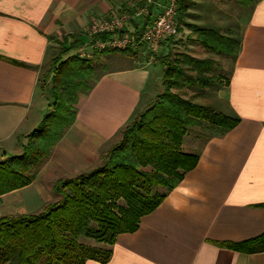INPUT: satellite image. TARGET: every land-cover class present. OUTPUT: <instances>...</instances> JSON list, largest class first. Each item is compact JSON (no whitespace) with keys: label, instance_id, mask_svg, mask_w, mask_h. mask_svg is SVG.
Listing matches in <instances>:
<instances>
[{"label":"crops","instance_id":"1","mask_svg":"<svg viewBox=\"0 0 264 264\" xmlns=\"http://www.w3.org/2000/svg\"><path fill=\"white\" fill-rule=\"evenodd\" d=\"M213 1L222 6L224 0H191L178 10V37L190 33V22L219 30L216 19L223 10ZM166 2L0 0V163L22 154L27 136L49 110L44 83L56 42L78 40L72 54L90 42L92 20L119 14L129 17L126 30L136 34ZM202 3L211 10L203 19L196 14ZM231 36L239 47L227 82L204 89L191 101L238 124L202 142L194 138V148L183 149L199 155L196 167L141 218L135 232L117 237L106 264H264V252L246 254L219 245L264 233V0L251 6ZM174 46L171 39L162 43L157 57L167 56ZM159 65L156 59L97 77L34 181L0 197V218L38 214L56 200L58 180L95 169L125 126L161 94Z\"/></svg>","mask_w":264,"mask_h":264},{"label":"trees","instance_id":"2","mask_svg":"<svg viewBox=\"0 0 264 264\" xmlns=\"http://www.w3.org/2000/svg\"><path fill=\"white\" fill-rule=\"evenodd\" d=\"M190 1L180 0L177 12L186 9ZM258 1L236 0L243 7ZM186 27L213 54L231 57L239 47L237 40L214 29L189 24ZM142 30L134 34L125 29L123 33L138 37ZM108 37L100 34L90 41ZM77 41L64 38L56 42L58 53L52 55L47 72L53 102L27 136L22 154L0 163V197L34 181L51 149L75 121V106L80 97L91 90L97 79L90 58L70 54ZM138 50L98 53L116 52L135 59ZM179 57L158 59L162 66L163 92L125 126L118 142L102 155L105 161L101 167L58 180L53 186L56 200L38 214L0 218V264H86L89 260L106 264L112 257L111 247L117 237L135 232L141 218L152 213L184 175L196 167L199 155L181 150L187 131L211 119L223 130L220 134L238 124L236 118L214 113L173 92L195 86L206 89L216 80L211 74L213 60L188 54ZM219 245L246 254L264 252V233Z\"/></svg>","mask_w":264,"mask_h":264},{"label":"rangeland","instance_id":"3","mask_svg":"<svg viewBox=\"0 0 264 264\" xmlns=\"http://www.w3.org/2000/svg\"><path fill=\"white\" fill-rule=\"evenodd\" d=\"M205 4H207V2ZM214 4H216L217 8H220L221 10H223V13L219 14L216 19V20H220L219 30H216V31L219 32L223 36L236 40V38H233L231 34L232 32L237 31L241 18L248 14L249 10L251 9V6L243 7L240 4H238L236 0H224L222 6H219V4L213 1L212 5L215 6ZM202 5L203 3L201 4V6ZM207 9L208 8L206 7L204 8V6H202L200 10L197 11L196 14L201 19L207 18L209 12L211 11V10L207 11ZM189 25L197 26L194 23L192 24L191 22ZM189 31H190L189 34L188 33L184 35L181 34L180 37L177 36L171 39L175 46L172 48V50L169 52L167 56H170L172 60L180 59L181 58L179 57L180 54H188L192 57L199 58V59H211L214 61V64H215L214 70L211 74L216 78V80L211 86L213 85L217 86L219 83L220 84L226 83L235 54L231 57H225L222 55L213 54L209 52L208 50H206L200 43L197 42L198 35L193 30L189 29ZM178 35H179V32H178ZM138 51L139 53L135 59H132L131 57H128V56H125V55H122L116 52H113V53L110 52V53H105V54H99L98 52L93 53L94 55L92 54V57L90 59L92 61L93 66L95 67L96 78L104 74L105 72L111 71L116 68H123V67L130 66L132 64H141V63H145L146 61L149 62L151 60L149 58H151L152 54L148 52L145 46H140ZM57 53H58L57 49L54 48L51 52L50 59L52 55H55ZM74 53L78 54V50L75 51ZM157 56H158L157 53L154 54L153 60L151 62L154 63L156 59L158 60L159 57ZM160 69L161 67L159 65L158 70ZM48 70L49 69L47 68V71ZM44 86H45V92H46V98H47L46 101H49L51 105L53 102V98L49 92L50 87H51L50 77L48 78V80H46V82L44 83ZM163 90L164 88L162 86V90H160L158 93H162ZM203 90L204 89H201L200 87L195 86V87L184 88L180 90L173 89V92L179 93L182 95L183 98L191 100L194 95H196L197 93L199 94L203 92ZM49 110H50V106H49ZM45 111L46 112H44L43 116L48 112V110L46 109ZM220 131H223V130L215 126L212 119L210 121L202 122L200 127H193L189 129L187 133L183 136V140L185 136L189 138L188 139L185 138L186 139L185 147L183 148L181 145V150L183 151V149L187 150L189 148L190 149L194 148V146L196 145L194 144L195 143L194 138L202 142L203 139L208 136V134L218 133ZM182 144H183V141H182ZM104 161H105L104 158H101L99 165L95 169L101 167L104 164ZM147 170H149V168H147ZM158 191L163 192L164 190L158 189ZM87 243H89L90 245L94 244L92 240H87Z\"/></svg>","mask_w":264,"mask_h":264},{"label":"built area","instance_id":"4","mask_svg":"<svg viewBox=\"0 0 264 264\" xmlns=\"http://www.w3.org/2000/svg\"><path fill=\"white\" fill-rule=\"evenodd\" d=\"M151 4L153 0H141ZM180 0H167L161 12L149 22L138 37L131 33H123L129 17L126 14H119L112 17L92 20L87 29V35L91 38L100 34H108L109 37L96 42H89L78 50L82 58H91L94 52L104 50H125L137 51L140 46H145L149 53L156 54L162 43L178 36L176 14Z\"/></svg>","mask_w":264,"mask_h":264}]
</instances>
